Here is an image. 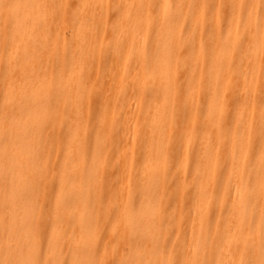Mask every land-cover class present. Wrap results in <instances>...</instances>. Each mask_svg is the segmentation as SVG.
<instances>
[{"label": "bare ground", "instance_id": "6f19581e", "mask_svg": "<svg viewBox=\"0 0 264 264\" xmlns=\"http://www.w3.org/2000/svg\"><path fill=\"white\" fill-rule=\"evenodd\" d=\"M262 262L264 0H0V264Z\"/></svg>", "mask_w": 264, "mask_h": 264}, {"label": "rangeland", "instance_id": "374dc122", "mask_svg": "<svg viewBox=\"0 0 264 264\" xmlns=\"http://www.w3.org/2000/svg\"><path fill=\"white\" fill-rule=\"evenodd\" d=\"M112 174V173H111ZM110 174V175H111ZM44 204H47V202L46 201H44ZM44 207V206H43ZM40 236H41V238H44V235H42V234H40Z\"/></svg>", "mask_w": 264, "mask_h": 264}, {"label": "snow or ice", "instance_id": "6c2138e0", "mask_svg": "<svg viewBox=\"0 0 264 264\" xmlns=\"http://www.w3.org/2000/svg\"><path fill=\"white\" fill-rule=\"evenodd\" d=\"M262 264H264V262H262Z\"/></svg>", "mask_w": 264, "mask_h": 264}]
</instances>
